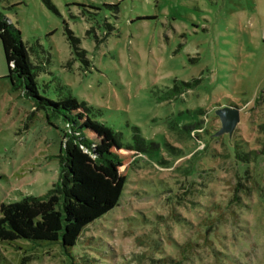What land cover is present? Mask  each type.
I'll use <instances>...</instances> for the list:
<instances>
[{"label": "rangeland", "instance_id": "rangeland-1", "mask_svg": "<svg viewBox=\"0 0 264 264\" xmlns=\"http://www.w3.org/2000/svg\"><path fill=\"white\" fill-rule=\"evenodd\" d=\"M0 12L41 96L84 101L123 144L134 127L155 143L73 260L19 242L0 244V264H264V0H0ZM7 71L0 45V203L57 182L66 127ZM224 106L240 121L216 136Z\"/></svg>", "mask_w": 264, "mask_h": 264}, {"label": "trees", "instance_id": "trees-1", "mask_svg": "<svg viewBox=\"0 0 264 264\" xmlns=\"http://www.w3.org/2000/svg\"><path fill=\"white\" fill-rule=\"evenodd\" d=\"M0 45L8 69L5 77L13 90H22L34 99V107L61 117L66 126L57 182L43 196L0 203V244L59 243L73 260L71 252L81 233L119 204L135 156L148 152L155 143L147 144L134 127L133 143L123 144L118 133L94 119L93 108L84 101L70 94L57 100L41 96L20 32L1 12ZM169 91L181 90L175 85ZM259 99L264 100V90Z\"/></svg>", "mask_w": 264, "mask_h": 264}, {"label": "water", "instance_id": "water-1", "mask_svg": "<svg viewBox=\"0 0 264 264\" xmlns=\"http://www.w3.org/2000/svg\"><path fill=\"white\" fill-rule=\"evenodd\" d=\"M215 115L219 118L220 127L216 136L227 133L231 135L236 124L240 121L239 110L228 106L215 109Z\"/></svg>", "mask_w": 264, "mask_h": 264}]
</instances>
